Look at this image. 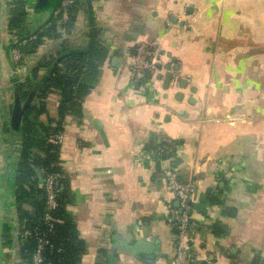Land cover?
<instances>
[{"label":"crops","instance_id":"0c3cea01","mask_svg":"<svg viewBox=\"0 0 264 264\" xmlns=\"http://www.w3.org/2000/svg\"><path fill=\"white\" fill-rule=\"evenodd\" d=\"M24 1L34 31L61 0ZM12 2L0 4V264H23L21 213L43 194L33 156L57 131L59 215L75 233L77 264H172L178 202L165 168L196 180L181 264H264V0H78L70 30L46 37L18 66ZM92 42L107 53L76 111H60L58 90L20 98L17 83L46 55ZM140 44L173 63L167 87L168 70L150 75L144 91L132 80ZM26 136L36 146L22 190Z\"/></svg>","mask_w":264,"mask_h":264},{"label":"trees","instance_id":"16d2710c","mask_svg":"<svg viewBox=\"0 0 264 264\" xmlns=\"http://www.w3.org/2000/svg\"><path fill=\"white\" fill-rule=\"evenodd\" d=\"M12 3L8 20L10 34L17 37L18 41L28 39L31 35H34V38L28 39L24 44H13V46H17L20 49L23 61L25 55L36 51L46 37H58L61 34L60 24H58L57 18L51 17L46 24L39 26L34 31H30L27 27L25 1L13 0ZM71 7L69 10V19L62 25L65 31L70 30L75 20V14L77 13V8ZM106 53V48L101 46L98 42H92L85 48H60L54 53L46 55L44 59L40 60L31 68L30 74L25 80L17 83L18 94L21 99H25L31 92L38 91L45 94L50 90H58L62 96L60 111H76V108L81 104L82 98L97 85ZM56 59H58V61L52 66ZM51 66L52 68L50 71L42 78L43 76L41 77L40 74L41 68L47 69ZM34 146H36V144L33 139L26 136L22 145L21 164L16 180L19 185L21 182L28 180L32 175L29 159L32 158L31 151ZM55 153V147L51 143H47L41 154H39L41 156L35 155L33 158H36V164L40 169L42 167H47L53 172L62 175L61 170L56 165ZM21 189L23 190L22 187ZM41 189L42 188H37L36 191L39 192ZM30 191L31 190L25 192ZM42 193V197L39 199L36 197L32 200L34 212L23 211L21 213L23 221L20 226V232L24 229L42 230L44 228L42 223V216L45 210L43 190ZM60 199L61 195L59 198V207L54 211V214L58 217H60ZM61 219L63 220V218ZM66 225L67 223H64L63 220L62 223L56 224L55 226L56 234L51 237V244L45 250V257L49 264H77L78 262L76 258L71 255L69 247L75 233L71 227H67ZM32 247V241L24 242L22 247L23 264L29 263L30 254L28 251H30Z\"/></svg>","mask_w":264,"mask_h":264},{"label":"built area","instance_id":"2783aa9c","mask_svg":"<svg viewBox=\"0 0 264 264\" xmlns=\"http://www.w3.org/2000/svg\"><path fill=\"white\" fill-rule=\"evenodd\" d=\"M78 0H61L59 5L53 10V17L57 18L60 24V31L63 32L62 26L69 19L70 7L76 4ZM12 42V57L15 65L18 66L22 62V53L17 46L13 44H24L28 39L34 38L31 35L28 39L18 41L17 37L10 34ZM160 53L154 46L145 44L138 45L135 54L133 55L131 69V78L134 82H139L140 90L151 89L148 85L150 75L159 73L162 70L174 72L173 63L167 67L160 62ZM17 69V68H16ZM63 140V133L53 132L48 137V142L54 146L59 145ZM41 173L43 176V192L45 197V210L42 216L44 228L42 230L24 229L20 232V240L24 242L32 241L33 247L30 249V260L28 264H49L45 257V250L51 244V237L56 234V224H60L63 220L54 214V211L59 207V198L63 189L62 175L53 172L47 167H42ZM165 179V187L172 192L178 202V217L175 220V225L178 231L177 251L172 259V264L182 263V242L189 238L192 233L190 224L192 199L196 188V180L183 181L179 178L178 173L172 168H165L162 171Z\"/></svg>","mask_w":264,"mask_h":264},{"label":"water","instance_id":"95a60500","mask_svg":"<svg viewBox=\"0 0 264 264\" xmlns=\"http://www.w3.org/2000/svg\"><path fill=\"white\" fill-rule=\"evenodd\" d=\"M38 2H39L38 7L40 8V7H42V6L48 5L49 0H38ZM57 61H58V59H56V60L54 61V63L52 64V66H53ZM52 66L49 67V68L47 69V73L50 71V69L52 68ZM47 73H46V74H47ZM171 78H172V73L169 72V71H167V73H166V75H165V84H164L165 87L168 86V83H169V81H170ZM37 175L42 179V177H41V175H40V172H39L38 170H37ZM18 237L20 238V232L18 233Z\"/></svg>","mask_w":264,"mask_h":264},{"label":"rangeland","instance_id":"374dc122","mask_svg":"<svg viewBox=\"0 0 264 264\" xmlns=\"http://www.w3.org/2000/svg\"><path fill=\"white\" fill-rule=\"evenodd\" d=\"M10 1H11V0H10ZM4 2H5V4H6V5H4V8H6V6L8 7L7 0H0V4L3 5ZM2 5H1V6H2ZM22 62H23V61H22ZM22 62H20V64H22Z\"/></svg>","mask_w":264,"mask_h":264}]
</instances>
